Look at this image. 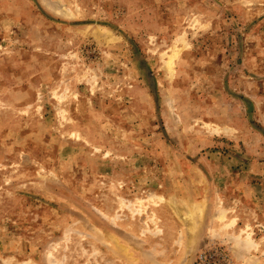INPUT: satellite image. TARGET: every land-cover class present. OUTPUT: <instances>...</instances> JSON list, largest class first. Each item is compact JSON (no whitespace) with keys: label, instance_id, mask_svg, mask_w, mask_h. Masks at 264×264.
<instances>
[{"label":"rangeland","instance_id":"374dc122","mask_svg":"<svg viewBox=\"0 0 264 264\" xmlns=\"http://www.w3.org/2000/svg\"><path fill=\"white\" fill-rule=\"evenodd\" d=\"M0 264H264V0H0Z\"/></svg>","mask_w":264,"mask_h":264},{"label":"bare ground","instance_id":"6f19581e","mask_svg":"<svg viewBox=\"0 0 264 264\" xmlns=\"http://www.w3.org/2000/svg\"><path fill=\"white\" fill-rule=\"evenodd\" d=\"M171 62V61H170ZM168 64H170V63H168ZM168 66H170V65H168ZM168 69V68H167Z\"/></svg>","mask_w":264,"mask_h":264}]
</instances>
